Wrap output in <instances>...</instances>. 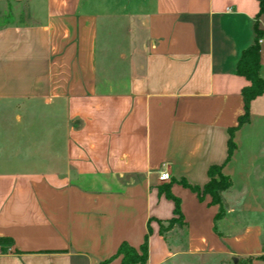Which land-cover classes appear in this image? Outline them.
Instances as JSON below:
<instances>
[{
    "label": "crops",
    "instance_id": "0c3cea01",
    "mask_svg": "<svg viewBox=\"0 0 264 264\" xmlns=\"http://www.w3.org/2000/svg\"><path fill=\"white\" fill-rule=\"evenodd\" d=\"M0 3L24 8L21 23L0 28V101L39 110L37 122L22 112L18 146L0 126V264H121L119 245L138 250L146 235L145 264L257 252L258 227L248 247L250 230L230 234L227 223L236 141L264 121V94L227 156L248 85L237 62L264 19L258 0ZM215 165L232 181L216 221L220 206L189 188ZM168 194L184 226L161 234L158 222L176 218Z\"/></svg>",
    "mask_w": 264,
    "mask_h": 264
},
{
    "label": "rangeland",
    "instance_id": "374dc122",
    "mask_svg": "<svg viewBox=\"0 0 264 264\" xmlns=\"http://www.w3.org/2000/svg\"><path fill=\"white\" fill-rule=\"evenodd\" d=\"M23 9L20 6L0 3V28L21 23ZM27 106L28 110L16 101H0V126L13 130L14 144L20 140L21 123L24 122L21 119L22 112H29L34 122H37V105L29 103ZM31 124L25 125H36ZM236 142L240 148L234 165L238 174L232 189L234 195L231 200L232 212L228 216L230 222L227 223H231L232 227L228 230L230 234L250 230L248 241L242 246L251 247L256 241L253 228L258 227L257 252L248 256L201 255V261L185 258L170 264H264V121L254 122L251 127L242 131ZM18 145L20 144L16 146ZM220 225L221 222L218 223L219 228ZM234 258L237 259L236 262L233 261Z\"/></svg>",
    "mask_w": 264,
    "mask_h": 264
},
{
    "label": "trees",
    "instance_id": "16d2710c",
    "mask_svg": "<svg viewBox=\"0 0 264 264\" xmlns=\"http://www.w3.org/2000/svg\"><path fill=\"white\" fill-rule=\"evenodd\" d=\"M259 3V12L258 15H264V0H258ZM256 34L254 43L245 49L237 62V72L239 75L245 77L248 81V85L245 86L241 91V96L244 103V113L238 118V124L235 128L229 129V140H228V156L227 160L232 155L233 151L236 148L234 142V134L237 129L249 122V105L252 100L256 97L264 94V80L260 77V45L258 43V38L261 36L260 30L256 25ZM223 166H211L208 169L209 181L205 186L200 190L198 187L189 188L195 193L202 195H209L211 198V205H219V213L215 216V221L222 218L228 209V205L223 199V193L228 192L232 187L231 179L222 173ZM175 203L174 215L176 218L170 219L166 225L161 222H158L159 232L164 234L174 228L183 230V216L180 211V202L179 199L169 195ZM202 198V197H201ZM216 229V228H215ZM116 257H121V264H145L148 258V235L145 236L143 244L137 250L127 243L123 242L119 245ZM258 259V258H257ZM261 259V257H260ZM106 261L100 263L105 264Z\"/></svg>",
    "mask_w": 264,
    "mask_h": 264
},
{
    "label": "built area",
    "instance_id": "2783aa9c",
    "mask_svg": "<svg viewBox=\"0 0 264 264\" xmlns=\"http://www.w3.org/2000/svg\"><path fill=\"white\" fill-rule=\"evenodd\" d=\"M258 29L261 32V36L258 38V43L261 44L264 41V19L258 20ZM158 180L160 182H168L170 176L166 171L162 170L158 174Z\"/></svg>",
    "mask_w": 264,
    "mask_h": 264
},
{
    "label": "water",
    "instance_id": "95a60500",
    "mask_svg": "<svg viewBox=\"0 0 264 264\" xmlns=\"http://www.w3.org/2000/svg\"><path fill=\"white\" fill-rule=\"evenodd\" d=\"M233 261H234V262H236V261H237V259H236V258H234V259H233Z\"/></svg>",
    "mask_w": 264,
    "mask_h": 264
}]
</instances>
